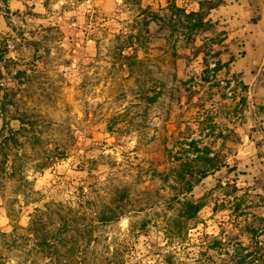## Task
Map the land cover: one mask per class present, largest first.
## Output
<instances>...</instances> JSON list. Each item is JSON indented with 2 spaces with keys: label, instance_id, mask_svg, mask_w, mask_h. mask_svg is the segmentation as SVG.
Here are the masks:
<instances>
[{
  "label": "rangeland",
  "instance_id": "374dc122",
  "mask_svg": "<svg viewBox=\"0 0 264 264\" xmlns=\"http://www.w3.org/2000/svg\"><path fill=\"white\" fill-rule=\"evenodd\" d=\"M1 98L0 264H264V0H0Z\"/></svg>",
  "mask_w": 264,
  "mask_h": 264
},
{
  "label": "trees",
  "instance_id": "16d2710c",
  "mask_svg": "<svg viewBox=\"0 0 264 264\" xmlns=\"http://www.w3.org/2000/svg\"><path fill=\"white\" fill-rule=\"evenodd\" d=\"M215 6L216 4H211L209 8H214ZM172 9L176 10L178 13L181 12L187 17L186 19H189V28L191 30L202 28L204 25H206V21H203L204 14H202L200 11H190L185 13L181 8L176 7L175 5H172ZM230 59H233L232 55L230 56ZM221 64L226 66L228 61ZM221 64L217 65L215 69H220ZM1 102L2 98L0 99V103ZM193 142L194 141H191L190 143ZM195 151L197 153L191 158H187V160L180 159L176 169H174V175L172 179L177 183L185 185L184 192L190 191L195 184H197L208 174L219 170L222 166H226V163L223 161V159L218 158L215 155H210L212 151L208 146H204L203 149L196 148ZM183 207L185 214H188L187 216L189 217L193 212L199 209V204L185 200Z\"/></svg>",
  "mask_w": 264,
  "mask_h": 264
}]
</instances>
